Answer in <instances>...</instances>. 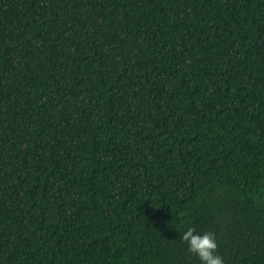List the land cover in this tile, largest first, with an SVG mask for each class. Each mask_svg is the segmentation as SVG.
I'll return each mask as SVG.
<instances>
[{
  "label": "trees",
  "instance_id": "16d2710c",
  "mask_svg": "<svg viewBox=\"0 0 264 264\" xmlns=\"http://www.w3.org/2000/svg\"><path fill=\"white\" fill-rule=\"evenodd\" d=\"M264 264V0H0V264Z\"/></svg>",
  "mask_w": 264,
  "mask_h": 264
},
{
  "label": "clouds",
  "instance_id": "9594fccd",
  "mask_svg": "<svg viewBox=\"0 0 264 264\" xmlns=\"http://www.w3.org/2000/svg\"><path fill=\"white\" fill-rule=\"evenodd\" d=\"M195 229L189 228L181 240L189 244V251L196 254L201 264H224L223 257L218 255V243L216 235L206 232L203 235L194 234Z\"/></svg>",
  "mask_w": 264,
  "mask_h": 264
}]
</instances>
